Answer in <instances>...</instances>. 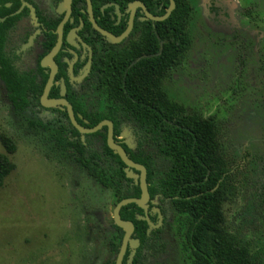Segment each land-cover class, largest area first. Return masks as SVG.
I'll return each instance as SVG.
<instances>
[{
  "label": "trees",
  "instance_id": "1",
  "mask_svg": "<svg viewBox=\"0 0 264 264\" xmlns=\"http://www.w3.org/2000/svg\"><path fill=\"white\" fill-rule=\"evenodd\" d=\"M13 1L16 8L17 0H0V17L9 13L4 3ZM90 1L97 25L115 36L120 35L126 27V20L121 18L119 24H115L114 8L108 7L102 12L100 8L114 3L122 13L135 0ZM140 1L154 16L163 15V9L168 5V0ZM174 3V9L163 21L135 19L129 36L119 44L107 43L109 49L106 53L100 50L99 45H94V40L88 80L78 89L67 85V100L72 105L76 122L81 126L91 128L102 120H108L112 123L114 142H117L123 130L130 133L135 148L125 147L127 156L145 168L150 199L156 195L158 202L165 206V209L160 208V213L165 216L168 211L174 215L175 233L182 239L183 249L186 241L193 249L194 257L190 258L192 264H260L257 257L250 254L247 243L234 238L224 226L221 208L232 195L229 190L230 169L222 152L217 155V144L203 145L199 135L204 133L207 138L211 121L198 122L202 124V132L195 131L196 140L200 139L199 144L187 139L181 127L185 125L182 107L161 87L171 70L185 59L192 43L190 26L195 19L194 7L190 0H174ZM159 7L161 9L158 10ZM16 19L5 18L0 22V81L13 111L20 114L38 105L46 76L38 67L37 71H17L3 53L6 31ZM83 20L85 26L81 34L91 32L94 38L104 41L101 35L90 28L85 16ZM51 37L54 42L55 35ZM144 49H147L144 53L148 55L151 52L153 57H142L141 50ZM136 58L139 59L134 62ZM126 59L127 62L131 61V66L128 69L127 63L122 72L120 65ZM151 67L155 68V86L150 85ZM33 124L48 135L53 147L60 153H66L92 180L112 192L115 205L123 199L139 197L138 172L130 170L132 177L126 176L124 164L106 145V127L95 133L81 135L70 124L65 113H58L56 119L47 124L40 120ZM0 144L4 149V153H0L2 188L5 178L14 170L9 155L16 151V145L5 135L0 136ZM201 155L202 158L195 157ZM218 166L221 172L218 187L213 192L201 194V190L212 189L218 182L212 171ZM258 172L261 175L258 197H262L259 204L264 207V163ZM119 216L121 220L132 223L131 239L136 242L132 260L128 261L130 250L127 248L121 264H154L158 255L164 252L162 237L167 224L164 222L162 227L150 229L142 219L144 215L141 208L135 204L123 206ZM149 220L153 222L154 218L149 217ZM110 223L113 230L109 249L115 255L123 231L112 221ZM204 245L211 246L209 258L198 255L199 250L207 254L202 247ZM104 264H113V260Z\"/></svg>",
  "mask_w": 264,
  "mask_h": 264
},
{
  "label": "rangeland",
  "instance_id": "2",
  "mask_svg": "<svg viewBox=\"0 0 264 264\" xmlns=\"http://www.w3.org/2000/svg\"><path fill=\"white\" fill-rule=\"evenodd\" d=\"M236 5L246 4L239 1ZM260 5L264 8V0ZM257 12L264 17V11ZM197 24L204 27L195 14L190 26L195 44ZM206 51L198 57L194 47L189 57L192 64L208 59L200 68L203 71L184 66L178 74L185 75L192 86L196 84L192 105L197 108L199 103L205 115L217 113L224 150L238 165L234 190L221 209L224 226L264 264V207L258 197V170L264 163V110L259 107L264 106V93L244 71L237 80L238 67L215 66ZM186 90L183 81L174 79L167 91L177 98ZM45 119L35 107L14 112L0 82V136L16 145L9 155L14 170L0 188V264H102L113 257L107 246L112 235L113 193L53 147L48 135L33 124ZM122 135L131 138L127 130ZM0 153H4L1 144ZM176 235L167 234L166 252L154 264H188L179 252Z\"/></svg>",
  "mask_w": 264,
  "mask_h": 264
},
{
  "label": "flooded vegetation",
  "instance_id": "3",
  "mask_svg": "<svg viewBox=\"0 0 264 264\" xmlns=\"http://www.w3.org/2000/svg\"><path fill=\"white\" fill-rule=\"evenodd\" d=\"M17 1H18V6L16 8H15L16 4L14 1L12 3L10 2L4 3V6L7 8L9 13L3 17H0V22H3L5 18L16 17L17 19L15 20V23L10 27V29L6 31L2 45V51L5 54V56L11 60L12 65L17 69V71L19 72H27L29 70L37 71L36 69L38 67L39 69L42 70L43 75L46 76L45 78L46 80L43 85L42 92L38 97V105L31 106L26 110L35 107L37 111L40 112V114L46 115L45 122L43 120L40 121L43 124H47L48 122L55 120L56 115L58 113H65L67 116L66 108L64 106L55 105L50 107H44L41 105V95L43 93L44 86L51 72L49 64L44 59L47 56V54H49L50 51L53 49V47L56 45L58 39L59 25L63 22L61 28V44L55 55L52 57V61L55 66V73L52 79L50 89L47 93V99L49 100L63 98L70 104V102L67 100V96H68L67 85L75 89L81 88V85L84 84V81L88 80V75L89 72L91 71L93 46L99 45L100 50L106 53L109 49V47L107 46L108 42L103 36L102 37L104 41L94 38L91 32L85 35L81 34L85 26V21L83 20V16H85L86 22L89 23L90 28L94 30L89 21L85 0L84 3L83 0H70L68 6L64 3V0H17ZM135 1H140V0H135ZM190 1L194 7V11H195L194 15L195 14L198 15V18L200 19V22L202 20L204 27L202 28V26L200 27V24L199 25L197 24L199 35L196 40L197 41L196 44L192 41L191 45L189 46V49H187L186 51L185 59L182 61L180 65H178L176 68L171 70V73L168 76L169 78L167 77L163 80L161 87L168 93L167 90L170 89V84H172L174 79L181 80L186 84L188 90L183 91V94L181 92L180 97L176 95L177 98H173V97L170 98L175 99V101L179 103L182 107L181 111L183 112V119L185 121V125L181 127L183 129L184 134L187 135L188 137L187 139H191L192 141L198 142L199 144L200 139L196 140L195 133L199 132V130H201L202 132V124H198V122L202 120L211 121L212 124L211 130L207 129V138H205L204 133L199 134L201 136L200 142H202L203 145L207 144V146H214L215 144H217L218 146L217 155H219L220 151L222 152L224 161L225 163H227L230 169L229 190L231 194V191L234 190L232 183L234 182V177L236 175L235 173L236 170L238 169V165H236L235 162L231 159V157L228 155V152L224 150V146L222 143V132L220 130L222 122L220 119H218L216 112L212 113L211 115H205L203 114L202 111L199 110V103L197 104L198 105L197 108L196 105L194 106L192 105L194 103V99L192 98V96L196 92L195 90L196 84L192 86V82L188 80V78L185 75L184 76L179 75L178 73H181L183 71L184 66L189 68L192 66L193 68H198L199 71H203V69L200 68L202 66H205V64L209 62L208 59L204 58L203 60H199L198 62L196 61V64H192V61L189 60V57L191 56V52L193 51L194 47H196L198 49V57L199 54H202L204 50H207L206 52H209V57L211 58L212 56L211 61H215L214 63L215 66L223 65V66L238 67L239 74L237 76V80L238 78L239 80L242 78L243 76L242 71H244L247 78H249L251 81L253 82L258 81L260 85L259 88L262 89V91L260 92L261 94L264 93V17L259 15V13L257 12L258 10H260L261 12L264 11V8L260 5V3H263V0H190ZM239 1L241 3L244 2L246 5H241V6L238 5L237 7L236 4H238ZM140 2L144 4L142 1ZM108 4H105L100 8L101 12L107 9L108 7H113V6L105 7ZM168 5L166 6V8L163 9L164 13L166 12ZM145 8L149 12L146 6ZM199 8L201 9V11H199ZM159 9H161V7H159L158 10ZM113 10L116 20L115 24H119L121 18H124L126 20V26H127L129 14H130L129 6L122 13L120 12L121 16L119 20L117 19V16L115 14V9ZM143 18H145L144 13L140 8H137L133 13V23L135 19H138L140 21H145ZM54 25L55 27L54 29H52ZM53 34L55 35L54 42H52L53 38L51 37ZM94 40H96V43L92 46ZM48 47L49 49H47ZM95 48L97 47L95 46ZM141 51L143 52V54L141 55L142 57H146V56L150 58L153 57V54L151 52L148 55L144 53L145 51H147V49ZM192 58L196 60L194 55H192ZM138 59L139 58H136L134 62L137 61ZM88 62L90 63L87 74L79 81H76L75 80L76 78H79L80 76L83 75L85 66ZM127 63H129L127 66V68L129 69L131 66L130 64L131 61L127 62L126 59L124 62H121L120 69L122 70V72L123 70H125V65ZM70 66H71V75L73 77V80H71L70 77V72H69ZM149 73L151 76L150 85L155 86V68L151 67ZM62 81L65 87V93L63 96L60 95ZM145 83H147L146 80ZM1 84L3 85L2 82ZM54 91H56V93H54ZM168 95L170 96L169 93ZM176 99H180V100H176ZM70 106L73 111L71 104ZM259 108L264 110V106H260ZM194 119L196 121H193ZM169 124H173V123H169ZM126 137H127L126 135L123 136L121 134L119 137H117V142H115L121 148H123L125 153H126L125 147L127 149L135 148V144L132 142L131 138L130 140H128L129 137L127 139ZM203 138H205L206 141H204ZM202 156L203 155H201L200 157L199 156H195V157L199 159L202 158ZM262 161L264 162V160H261V162ZM252 163H254L253 160ZM219 168L220 167L218 166L217 168H213L212 170L215 172V175L213 177L216 178V180L218 181L216 185L212 189L201 190L200 191L201 194L204 193L205 191L213 192L218 187V183L220 182L219 177L221 175ZM82 170L86 173L84 169ZM207 172H209V170H207ZM88 177L91 178L90 176ZM225 202L226 201H224V203ZM165 204H167V202ZM160 208L165 209V206L159 203L157 200V196L154 195L153 199H150L149 197V200L147 202L146 212L142 208L141 210L144 215L143 217H145L146 214L148 219L149 217L154 218V221L151 223L156 227L150 228L148 226L150 229H157L159 227H162L164 225L163 224L164 222L167 224L166 226L167 230H165L164 235L162 237V239L164 240V238H167L169 235L174 236L176 234L175 233L176 226L174 223L175 217L171 212L168 211H166L165 216H163L160 213ZM111 229L113 230L112 227ZM176 238L180 246L179 252L183 256L185 261L188 262V264H192L190 259L194 257V252L192 247L186 241L185 250H184L183 245L181 244L182 239L177 235ZM208 240L211 243L210 237H208ZM107 246L109 248V242L107 243ZM202 247L207 251V254L203 250H199L198 255L200 257L203 256L209 258L210 253H212L211 246L204 245ZM127 248L131 252V248L129 246ZM165 252H166V245L164 243V252L158 255V259L159 258L161 259L162 257L161 255L164 254ZM111 254L113 255L111 260H113V264H114L117 254L114 255L112 252ZM105 262H103L102 264H104Z\"/></svg>",
  "mask_w": 264,
  "mask_h": 264
},
{
  "label": "water",
  "instance_id": "4",
  "mask_svg": "<svg viewBox=\"0 0 264 264\" xmlns=\"http://www.w3.org/2000/svg\"><path fill=\"white\" fill-rule=\"evenodd\" d=\"M85 1H86V6H87V13L89 16V21L92 25V28L96 32H98L101 36H103L108 43H111V44H118V43L122 42L129 35V33L132 29V25H133V13L137 8H140L142 10V12L144 13V16H145V18H143L144 20L147 19V20L156 22V21L165 20L170 15V13L172 12V10L175 7L174 0H168L169 5H168V8L166 9V12L161 16H154L146 10L144 4H142L140 1H133L129 5L130 14H129L126 29L120 35L115 36V35L107 32V31L103 30L102 28H100L96 24V22L93 18V15H92L91 2H90V0H85ZM69 2H70V0H64V3L67 6L69 5ZM108 6L114 7L115 14L117 16V19L119 20L121 14H120L118 6L116 4L110 3V4L106 5L105 7H108ZM62 25H63V22L58 27V39H57L56 45L53 47V49L50 51L49 54H47V56L44 59L49 64L51 72L49 74V78H48V80L44 86V90H43V93L41 95V105L44 107H50V106H55V105L64 106L66 108L67 117L69 119L70 124L81 135L95 133L97 131H100L103 127H106V145L111 151H113L115 154L118 155L119 159L124 164L126 176L132 177V172L130 170H134V171L138 172L137 179H138V184H139V189H140L139 198H127V199H123V200L119 201L114 206L113 211H112V217H111L113 224L123 231V237H122L121 244H120L119 250L117 252L114 264H121L123 256H124L128 246L131 248V252H130L129 257H128V261L130 262L134 256V252H135L134 250L136 247V242L134 240L130 239L132 232H133V225L129 221L121 220V218L119 216V210L127 204H135L138 207L142 208L146 212L147 202L149 200V194L147 191L146 181H145L146 171L142 165H139V164L131 161L127 157L125 151L118 144H116L114 142V140H113V127H112V123L110 121L102 120L98 124H96L95 126H93L91 128L82 127L76 122L73 111L71 109V106L65 99H63V98L52 99V100L47 99V93L50 89L52 79H53V76L55 73V66L53 64L52 57L55 55V53L57 52V50L59 49L60 44H61V28H62ZM89 63L90 62H88L86 64L83 75L80 76L79 78H76L75 79L76 81H79L80 79H82L87 74L88 69H89ZM69 72H70L71 80H73V77L71 75V66H70ZM64 93H65V87H64V83L62 81L60 95L63 96ZM142 219L147 222V224L150 228L156 227L149 221L146 214H145V217H143ZM159 224H160V221H159Z\"/></svg>",
  "mask_w": 264,
  "mask_h": 264
}]
</instances>
